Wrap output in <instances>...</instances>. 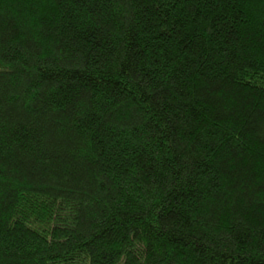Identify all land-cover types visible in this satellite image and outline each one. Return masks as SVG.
I'll list each match as a JSON object with an SVG mask.
<instances>
[{"label":"trees","instance_id":"obj_1","mask_svg":"<svg viewBox=\"0 0 264 264\" xmlns=\"http://www.w3.org/2000/svg\"><path fill=\"white\" fill-rule=\"evenodd\" d=\"M0 264H264V0H0Z\"/></svg>","mask_w":264,"mask_h":264}]
</instances>
